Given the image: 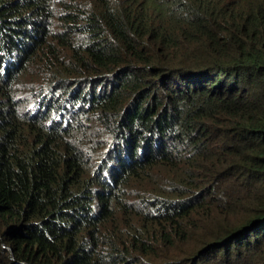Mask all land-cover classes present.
I'll return each mask as SVG.
<instances>
[{
    "label": "trees",
    "instance_id": "16d2710c",
    "mask_svg": "<svg viewBox=\"0 0 264 264\" xmlns=\"http://www.w3.org/2000/svg\"><path fill=\"white\" fill-rule=\"evenodd\" d=\"M0 264H264V0H0Z\"/></svg>",
    "mask_w": 264,
    "mask_h": 264
}]
</instances>
